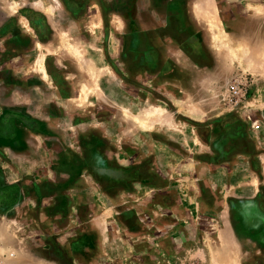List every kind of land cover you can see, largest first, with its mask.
<instances>
[{"label": "rangeland", "instance_id": "1", "mask_svg": "<svg viewBox=\"0 0 264 264\" xmlns=\"http://www.w3.org/2000/svg\"><path fill=\"white\" fill-rule=\"evenodd\" d=\"M0 264H264V0H0Z\"/></svg>", "mask_w": 264, "mask_h": 264}, {"label": "built area", "instance_id": "2", "mask_svg": "<svg viewBox=\"0 0 264 264\" xmlns=\"http://www.w3.org/2000/svg\"><path fill=\"white\" fill-rule=\"evenodd\" d=\"M250 80H241V81H235L230 85L228 88V101L232 102L235 100V103L238 99H241L243 97H246L250 93ZM258 129V126H256Z\"/></svg>", "mask_w": 264, "mask_h": 264}, {"label": "bare ground", "instance_id": "3", "mask_svg": "<svg viewBox=\"0 0 264 264\" xmlns=\"http://www.w3.org/2000/svg\"><path fill=\"white\" fill-rule=\"evenodd\" d=\"M41 1V0H40ZM43 9H44V7H42ZM52 8V7H51ZM47 9H48V7H47Z\"/></svg>", "mask_w": 264, "mask_h": 264}]
</instances>
